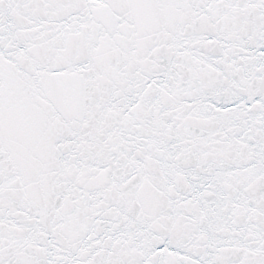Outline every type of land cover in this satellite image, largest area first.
<instances>
[{"label":"snow or ice","instance_id":"obj_1","mask_svg":"<svg viewBox=\"0 0 264 264\" xmlns=\"http://www.w3.org/2000/svg\"><path fill=\"white\" fill-rule=\"evenodd\" d=\"M0 264H264V0H0Z\"/></svg>","mask_w":264,"mask_h":264}]
</instances>
